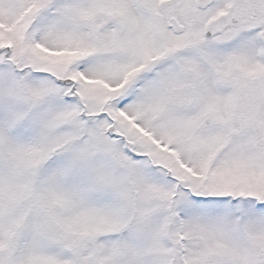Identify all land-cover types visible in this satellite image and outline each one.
Returning <instances> with one entry per match:
<instances>
[{"label":"snow or ice","instance_id":"obj_1","mask_svg":"<svg viewBox=\"0 0 264 264\" xmlns=\"http://www.w3.org/2000/svg\"><path fill=\"white\" fill-rule=\"evenodd\" d=\"M0 264H264V0H0Z\"/></svg>","mask_w":264,"mask_h":264}]
</instances>
